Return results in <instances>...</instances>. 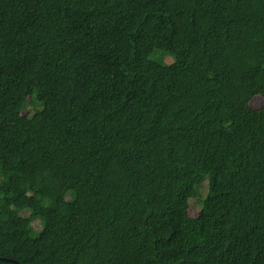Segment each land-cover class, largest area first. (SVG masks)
Returning <instances> with one entry per match:
<instances>
[{"label":"trees","instance_id":"1","mask_svg":"<svg viewBox=\"0 0 264 264\" xmlns=\"http://www.w3.org/2000/svg\"><path fill=\"white\" fill-rule=\"evenodd\" d=\"M255 95L264 0H0V264H264Z\"/></svg>","mask_w":264,"mask_h":264},{"label":"rangeland","instance_id":"2","mask_svg":"<svg viewBox=\"0 0 264 264\" xmlns=\"http://www.w3.org/2000/svg\"><path fill=\"white\" fill-rule=\"evenodd\" d=\"M264 102V98L261 96V95H255L252 99H251V101H250V105L252 106V107H254V108H259L261 105H262V103ZM27 110H29V111H31L32 110V106L31 105H29L26 109H25V112L27 111ZM197 208H198V204H197V202L196 201H191V203H190V207H189V213L191 214V215H195L196 213H197ZM32 224H33V226L37 229V228H39V222L37 221V220H34L33 222H32Z\"/></svg>","mask_w":264,"mask_h":264}]
</instances>
